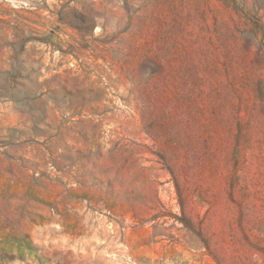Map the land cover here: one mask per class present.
<instances>
[{
	"label": "rangeland",
	"instance_id": "1",
	"mask_svg": "<svg viewBox=\"0 0 264 264\" xmlns=\"http://www.w3.org/2000/svg\"><path fill=\"white\" fill-rule=\"evenodd\" d=\"M0 264H264V0H0Z\"/></svg>",
	"mask_w": 264,
	"mask_h": 264
}]
</instances>
